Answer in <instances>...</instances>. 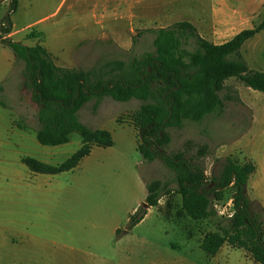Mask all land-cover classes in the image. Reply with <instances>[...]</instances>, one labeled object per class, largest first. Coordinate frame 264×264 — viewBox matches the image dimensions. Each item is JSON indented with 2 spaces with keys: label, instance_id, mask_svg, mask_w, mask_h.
Returning <instances> with one entry per match:
<instances>
[{
  "label": "rangeland",
  "instance_id": "obj_1",
  "mask_svg": "<svg viewBox=\"0 0 264 264\" xmlns=\"http://www.w3.org/2000/svg\"><path fill=\"white\" fill-rule=\"evenodd\" d=\"M9 2L0 0L5 25ZM263 9L264 0H17L9 15L11 31L3 37L41 42L57 65L85 69L102 59L152 50L150 32L132 43L141 30L187 20L204 38L220 43L258 23ZM241 54L249 68L264 72V30L243 43ZM12 57L0 42V264H258L226 242L213 254L202 250L203 237L220 233L231 215L233 188L213 200V216H188L171 170L159 158L142 160L136 148L141 130L132 126L131 114L141 100L104 96L95 111L94 100L86 102L79 120L108 130L113 144L92 146L68 171L28 169L22 158L58 164L80 147L81 138L71 133L67 143L39 144L37 104L22 84L21 61ZM219 95L225 104L221 113L167 127L169 142L154 148L182 152L207 179L227 156L254 163L246 193L264 209V94L231 77ZM152 179L166 183L169 192L157 205L142 208L143 218L128 228L129 215L146 203L145 183Z\"/></svg>",
  "mask_w": 264,
  "mask_h": 264
},
{
  "label": "trees",
  "instance_id": "obj_2",
  "mask_svg": "<svg viewBox=\"0 0 264 264\" xmlns=\"http://www.w3.org/2000/svg\"><path fill=\"white\" fill-rule=\"evenodd\" d=\"M9 1L6 25L0 24V42L22 63V84L37 104L36 140L41 145L56 146L67 143L71 133L81 138L80 147L58 164L22 158L28 169L45 174L68 171L90 153L92 146L113 144L108 130L89 127L79 120L78 110L86 102L93 99L91 109L95 111L104 96L116 101L141 100L131 114L133 127L141 130L142 141L136 148L142 160L151 162L159 158L171 170L176 184L174 191L180 195L182 209L188 216L193 219L213 216V200L222 199L223 189L233 188V211L219 227L220 233L210 232L203 237L202 250L213 254L226 242L242 248L254 262L264 264V209L246 193L255 164L238 163L227 156L218 173L207 179L203 169L182 152L167 154L154 148L169 142L167 127L181 128L186 120L199 122L208 114L221 113L225 104L219 92L228 78L234 77L264 94V72L249 68L241 54L243 43L264 30V9L258 23L220 43L204 38L187 20L141 30L133 36L132 43L143 32H150L152 50L125 59H102L83 69L57 65L40 42L27 45L3 37L11 31L9 15L17 6V0ZM145 187L148 206L157 205L162 193L169 192L167 184L159 179L146 182ZM142 208L129 215L128 228L143 218L146 211ZM115 231L118 233L119 229Z\"/></svg>",
  "mask_w": 264,
  "mask_h": 264
},
{
  "label": "water",
  "instance_id": "obj_3",
  "mask_svg": "<svg viewBox=\"0 0 264 264\" xmlns=\"http://www.w3.org/2000/svg\"><path fill=\"white\" fill-rule=\"evenodd\" d=\"M141 206L144 207V208L148 207V205L146 203H144V202L141 203Z\"/></svg>",
  "mask_w": 264,
  "mask_h": 264
},
{
  "label": "crops",
  "instance_id": "obj_4",
  "mask_svg": "<svg viewBox=\"0 0 264 264\" xmlns=\"http://www.w3.org/2000/svg\"><path fill=\"white\" fill-rule=\"evenodd\" d=\"M1 24V23H0ZM41 43V42H40ZM42 44V43H41ZM43 45V44H42ZM44 46V45H43ZM46 48V47H45ZM12 58H14V55H13V57ZM133 126V125H132ZM255 169H256V166H255ZM255 171V170H254ZM253 173V172H252ZM57 174V173H56ZM251 175V174H250ZM246 189H247V185H246Z\"/></svg>",
  "mask_w": 264,
  "mask_h": 264
}]
</instances>
